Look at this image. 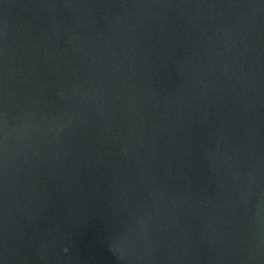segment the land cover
<instances>
[{"label": "water", "instance_id": "obj_1", "mask_svg": "<svg viewBox=\"0 0 264 264\" xmlns=\"http://www.w3.org/2000/svg\"><path fill=\"white\" fill-rule=\"evenodd\" d=\"M0 264H264V0H0Z\"/></svg>", "mask_w": 264, "mask_h": 264}]
</instances>
